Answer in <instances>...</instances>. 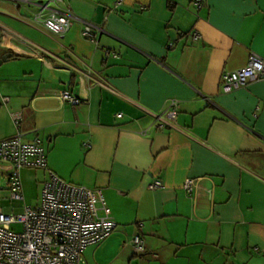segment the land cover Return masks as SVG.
Returning <instances> with one entry per match:
<instances>
[{
	"label": "crops",
	"instance_id": "crops-1",
	"mask_svg": "<svg viewBox=\"0 0 264 264\" xmlns=\"http://www.w3.org/2000/svg\"><path fill=\"white\" fill-rule=\"evenodd\" d=\"M20 1L0 0V56L12 54L0 64V140L20 113L23 140L38 136L47 156V169L21 173L39 170L40 188L52 172L102 189L116 228L84 264H264V80L227 93L220 82L251 52L264 57V0H70L79 20L63 35ZM80 21L101 29L96 44ZM64 89L84 102H62ZM170 98L176 118L155 129Z\"/></svg>",
	"mask_w": 264,
	"mask_h": 264
},
{
	"label": "built area",
	"instance_id": "built-area-1",
	"mask_svg": "<svg viewBox=\"0 0 264 264\" xmlns=\"http://www.w3.org/2000/svg\"><path fill=\"white\" fill-rule=\"evenodd\" d=\"M69 1L32 0L26 3L36 7L32 14L33 22L54 34L63 35L79 20L72 14ZM115 1L118 4L122 0ZM80 22L84 39L96 44L101 29L90 22ZM198 38V33L192 34V40ZM258 80H264V57L253 52L248 55L245 66L224 71L220 76L224 93ZM98 84L109 88L105 83ZM59 98L72 106L84 102L68 89L60 91ZM178 107L176 98L168 99L165 108L153 114L154 128L172 126ZM116 116L120 117L121 113ZM12 119L17 132L0 140V173L5 178L9 200L24 201L21 170L47 169V156L38 136L23 140L20 113L12 114ZM161 186L159 180L149 184L151 189ZM182 188L186 195L192 196L196 180L185 179ZM13 224H20L21 231L12 230ZM115 228L116 222L111 217L102 189L75 184L50 172L42 182L35 206L23 204L22 212L16 215L5 214L0 207V264H84L83 250L110 236ZM128 243L136 254L145 251L143 237L139 234L132 235Z\"/></svg>",
	"mask_w": 264,
	"mask_h": 264
},
{
	"label": "rangeland",
	"instance_id": "rangeland-1",
	"mask_svg": "<svg viewBox=\"0 0 264 264\" xmlns=\"http://www.w3.org/2000/svg\"><path fill=\"white\" fill-rule=\"evenodd\" d=\"M25 174L24 171L21 173V184L23 189L24 201L9 200L8 190L3 188V184L0 186V207L5 214H18L22 212V205L35 206L38 203V197L40 193V185L38 180L40 179L39 170H32ZM36 175V176H35ZM12 230L21 231L22 227L20 224L11 225ZM131 248V247H130ZM132 250V249H131ZM120 264V262H115Z\"/></svg>",
	"mask_w": 264,
	"mask_h": 264
},
{
	"label": "water",
	"instance_id": "water-1",
	"mask_svg": "<svg viewBox=\"0 0 264 264\" xmlns=\"http://www.w3.org/2000/svg\"><path fill=\"white\" fill-rule=\"evenodd\" d=\"M10 57H12V54L11 53H5L3 55L0 56V64L3 62V61H6L7 59H9Z\"/></svg>",
	"mask_w": 264,
	"mask_h": 264
}]
</instances>
